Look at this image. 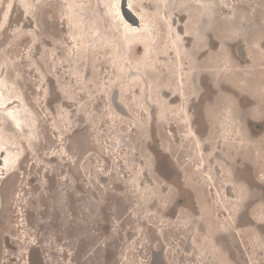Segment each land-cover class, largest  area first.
I'll return each mask as SVG.
<instances>
[{
	"label": "rangeland",
	"instance_id": "obj_1",
	"mask_svg": "<svg viewBox=\"0 0 264 264\" xmlns=\"http://www.w3.org/2000/svg\"><path fill=\"white\" fill-rule=\"evenodd\" d=\"M22 1H26V6L22 8L17 2L12 13L14 0L0 7V29L7 23L6 29L0 32V91L3 90L5 96L19 93L32 112L37 133L29 134L34 142L19 152L16 141L22 134L10 121H4L6 132L15 139L9 144L19 155L12 166L0 169V176H4L0 180V264H218L211 261H220L218 251L225 250L215 249L205 241L207 229L204 227L207 221L215 226L217 220L224 218V213L202 180V169L193 164L190 150L176 136L181 127H177L172 118L168 119L172 123L158 124L152 120V115L147 117L145 113L151 111L148 104L143 102L145 109L141 103L143 93L131 95L133 113L126 114L113 101L118 89L130 87L133 82L143 83L139 75L127 80L130 69H119L118 63L115 65L109 59L110 54H114L116 61L119 53L117 44L112 43L119 39L111 18L115 14L116 0H105V9L102 0H74L72 3V33L81 41V57L76 42L68 43L73 35L62 27L66 15L59 0ZM199 1L180 0L168 14L180 45L195 55L200 42L205 43L204 55L223 46L231 60L243 70L252 69L253 73L259 71L264 75L260 53L254 59L248 57L246 51L245 58L239 49V58L230 52L236 44L246 45L245 35L264 26V1L207 0V17H204L205 22L198 23L197 37L186 38L187 16L183 9L190 4L198 5ZM238 7L247 11V17L241 18L239 23V28L245 25L246 39L239 30L241 33H236L235 38L228 37L221 42L212 32L211 20L213 17L232 18ZM26 17L30 22L23 27ZM260 41L264 43V35ZM126 57L131 64L136 56L127 51ZM220 72H217L219 76ZM46 75L51 78V86L46 82ZM196 83L200 85V93L194 99H203L205 76ZM154 84L151 78L146 88ZM63 94L73 103L64 101ZM222 98L217 96V103L224 101ZM125 99L130 100V96ZM194 99L189 106L191 114ZM18 104L20 100L11 105L17 107ZM111 119L118 124L110 123ZM5 141L1 132L0 145ZM165 142L178 160L159 148ZM108 150L115 151L114 162ZM245 156L261 168L257 178L264 184L263 157L255 159L248 151ZM178 165L186 173V181ZM146 166L153 169L156 181L161 182L157 187L152 184L148 188L155 187L158 198L163 195L167 199L164 210L154 204L150 196L153 189L140 191L134 186L138 183L136 178L143 177ZM116 167L130 182L120 181L116 173L101 176L104 170ZM147 176L140 180L143 186L152 181ZM240 184L248 192L244 182ZM199 203L207 213L203 224L194 223ZM149 208L155 214L151 215ZM185 214L190 219L189 227L178 226L176 218ZM243 216L238 224L245 226L242 231L233 223L235 234L240 233L244 244L240 249L241 261L227 257L231 264H264V236L253 229L245 213ZM250 217L258 223L264 221V197L250 210ZM159 224L164 238L154 232ZM188 240L203 246L205 253L208 251L211 255H197Z\"/></svg>",
	"mask_w": 264,
	"mask_h": 264
},
{
	"label": "bare ground",
	"instance_id": "obj_2",
	"mask_svg": "<svg viewBox=\"0 0 264 264\" xmlns=\"http://www.w3.org/2000/svg\"><path fill=\"white\" fill-rule=\"evenodd\" d=\"M7 1L8 0L0 1V7L7 3ZM124 1L126 0H121V5H119L120 0H116L115 14H113L111 17L112 23L115 25L114 31L117 33L116 35H118L119 38L115 39V41L112 43L115 45L117 44L119 53L116 61H114L113 58L114 54H110L109 59L113 60L114 64L118 63L119 69H130L129 73L127 74V80L130 77L139 75L142 78L143 83L133 82L130 84V87L126 86L121 90L118 89V91H116V97L115 94L113 96V101L116 103V106H119L120 109L126 114L133 113L131 109L134 105L131 95L136 96L138 94L141 96L143 93L144 95L141 103L144 105L145 109L147 108L144 103L148 104L151 111L145 113L147 117L149 114L150 116L152 115V120L158 124H165L168 122L172 123L168 120L169 118H172L174 119L176 126L181 127L178 134L176 135L174 133V135L178 136L183 141V144L187 147V149L190 150L191 158L195 161L193 164H195L197 168L202 169V180L207 186H209L208 188H210L211 195L216 202V205L220 207L221 211L224 213V218H222L220 221L215 219L217 220L215 226H212L207 221V227H204V229H207V240L205 241H207L210 246L216 249L217 245H215L213 242L215 237L214 235L217 233H219V235H230L231 232L235 233L233 223L235 222L236 216L241 211L242 204L244 200L247 199L246 197L248 195V192L243 189L240 181L236 179L235 172H232V162L234 161L235 157L246 158L245 153L247 151L250 152V155L255 159L261 160L262 157L264 159V151L259 145H257V143H255V141L242 132L243 124L241 125L239 120H237V118L233 117L232 115L233 110L231 107V98L228 101H220L218 103L216 101V106H207L206 115L210 125L208 136L198 135L197 129L193 123V116L189 111V106L191 100L194 99V96L200 93V85L198 86L196 81L199 80L201 82L204 76L206 78V75L211 78L212 84H214L215 87L217 86L220 79H225L227 82H230V84L236 90L246 92L253 98H255L254 96L257 95L256 91L259 93H264V75H261V72L259 71L253 73L252 69H250V71L243 70L238 63L231 60L232 57L230 58L228 56L223 46H220L218 51L209 55H204L205 50L202 49L205 45L204 42L199 43V52H195L197 55L190 53L186 48L182 47L178 38L172 31V26L168 19L169 12L173 10L180 0H127L128 8L135 14L136 18H133L130 12L128 13V11L125 9L123 6V3H125ZM200 1L196 3L198 5L190 4L185 6L183 9L184 14L187 16L184 22V37L186 38L192 39L197 37L196 27H199L198 23L201 22L202 24L205 22L204 17H207V0ZM218 1L225 2L224 0ZM257 1L263 2L264 0ZM17 2L21 6H26V1L24 2L22 0H14L12 9L10 10L11 13L14 7L17 5ZM59 2L65 7L64 15H66L63 16L62 27L67 28V30L71 31V34L73 35L72 24L74 23V20L72 17L73 11L71 9L74 0H59ZM102 2H104L103 7L105 9V0H102ZM138 6H140V8H138ZM20 12L22 13L21 9ZM106 14L108 18H110V14H108V12H106ZM210 15H212V13H210ZM246 15L247 11L242 7H238L236 15L232 18L220 19L213 17L211 20V22L214 24H212L214 28L212 29V32L216 34L221 42L231 37L235 38V35L236 33L238 34V32H242V36L244 37L245 32H247H244L245 25L243 24L239 28V23L241 18L247 17ZM128 17L132 20V22ZM29 22V18L26 17V21H23L22 26H28ZM6 27L7 23L1 27L0 32L6 29ZM177 31L179 32V29ZM157 34L159 35V39L158 42H155ZM180 34L183 33L180 32ZM257 34L259 36H257ZM263 35L264 26L256 31L254 30L252 33L249 32V35H245V37L248 38L246 39L244 37L247 40L245 43L246 45H244L246 48L244 49L243 46L242 52L240 50L241 48L239 49L244 58L245 51L248 54V57L254 59L258 58L260 53V55L263 57L261 61H264V43H261L260 41V38L263 37ZM43 40L48 41L45 38ZM73 42H76V47L78 48L81 57L83 48L81 47L80 39L73 35V39L69 40L68 43ZM34 48L35 52L37 53L38 44ZM127 51L136 56L134 62L131 61V64H128L127 61ZM201 56H203L202 60L200 59ZM207 66L209 67L207 68ZM216 71H221L220 76ZM45 78L46 82L49 81L51 86L52 82L50 76L46 75ZM151 78L155 80V84L151 88L147 89L146 85L148 82L150 83ZM7 90L9 91V89ZM66 94H63L65 97L64 101L73 103V100H67ZM222 94L217 95L221 97ZM127 95L130 96V100L125 99V96ZM0 97V133L3 132L6 140L5 144L0 145V169L5 170L17 161V157L19 155L18 150L20 152L22 147L25 149L26 146L32 145L34 140H32L31 136L36 135L37 127L34 124V119H32L33 117L30 115L32 112L27 107V105L24 104L22 101L23 98H20L18 92L17 94L11 92L10 95L5 96V92L2 90L0 91ZM12 100L14 101L12 102ZM19 100L20 104H18L17 107H13V103ZM110 112L111 114L113 113L111 109ZM256 116L257 115H255V117ZM130 117L133 116L130 115ZM258 117L260 116L258 115ZM5 120L10 121L12 125L22 134L21 138H18L16 141L18 150L13 149L11 147L12 145L9 144L15 139L12 138L8 132H6L4 127ZM112 120L113 119H111L110 123L115 125L117 122H113ZM30 133H32L31 136L29 135ZM247 133L248 132H246V134ZM116 142L117 139L113 140L114 145L117 144ZM160 147L165 153L169 154L173 160L177 159L175 158L174 152L168 146V143H161ZM107 152L108 156H111L114 162L116 158L114 156L115 151L112 150V152H110L108 150ZM52 157L54 156H50V158ZM144 158L142 159L144 160ZM179 166L180 165H178L177 168L182 174L181 176L183 177V181H186V173L182 171ZM103 172L104 173L101 175L102 177H109L110 175H115L116 173V178L120 179V181L126 182V184L130 182V178H125L122 175L121 170L117 167L115 170H104ZM142 175L143 177L148 175L149 179L152 181L149 185L143 186V181H140L143 177L140 179L141 176H138V178H136L138 183L134 185L136 190L139 189L140 191H143L145 189L150 191L153 189L150 196L153 197L154 204H156L158 209H166L168 205V202L166 203L167 199H165L163 195L158 198L156 195L158 190H156L155 187L151 189L148 188L149 186H153L152 184H155L157 187L158 184L161 183L156 181L153 169L150 168V166H146ZM3 177L4 176H0L1 181ZM218 179H220L219 181L221 182L219 186L217 185ZM147 191L144 193L146 194ZM148 211L151 215L155 214L153 209L149 208ZM206 214L207 213L204 206L199 203V212L197 217L194 218V223L197 221L201 222L202 224L205 223L204 219L206 218ZM176 221L180 224H177L178 226H188L190 223V219L187 218V214L184 216L178 215ZM160 226V224L156 225L154 232H156L157 235L160 234V236L164 238V233ZM179 228L181 229V227ZM187 243L196 249L197 255L201 254L208 257L211 255L208 251L207 254L205 253L203 246H198L199 244L197 245L193 241L190 242L189 240ZM218 252H220V261L217 259L214 261L212 260L211 262L216 263L215 261H217L218 264H231L232 261L228 259V255L225 253V251Z\"/></svg>",
	"mask_w": 264,
	"mask_h": 264
},
{
	"label": "flooded vegetation",
	"instance_id": "obj_3",
	"mask_svg": "<svg viewBox=\"0 0 264 264\" xmlns=\"http://www.w3.org/2000/svg\"><path fill=\"white\" fill-rule=\"evenodd\" d=\"M243 46L244 45L236 44V46H234L233 51L231 50L230 52L236 57L237 50L241 48L240 50L242 52ZM237 58L239 57L237 56ZM220 80L218 81V84L215 87V85L212 84L211 78L207 76V78H205V84H204L205 87L202 91L204 93L203 99L202 98L194 99L195 104L193 105V108L191 109L194 112L192 114L193 116L192 119H193L194 126L196 127L198 133L202 136H208L210 125H209V121L206 115L207 106H216L217 96L223 93L222 99L224 101H228L231 98L230 99L232 101L231 107L233 110L232 115L233 117L237 118V120H239L241 125L243 124L242 132L245 133V135H247L248 137H250L253 141H255V143H257V145H259L261 149H263L264 151V93L262 92L259 93L258 91H256L257 95L254 96L255 98H253L249 96L246 92H241V91L236 90L230 84V82H227L225 79H220ZM226 94H227L228 99L226 97ZM258 95H260L261 97ZM255 115L257 116L255 117ZM258 115L260 117H258ZM245 131L248 133L246 134ZM260 170L261 168L260 167L257 168L249 157H246V158L235 157L234 161L232 162V172H235V177L237 180H239L240 182H244L248 190V193H247L248 195L246 197L247 199L244 200L241 211L239 212L241 214L237 216V218L235 219V226L240 231H242L245 228V226L238 225L239 222L243 221L244 219L243 214L245 213L246 216L250 219V223H251V226H253V229H255L259 235L264 236V221L261 223H258V222H255L250 217V210L255 205L260 203V198L264 197V184H262L263 181L257 178V175L261 172ZM243 172H248V173L244 174ZM244 208H247L246 212L244 211ZM220 235L219 233L215 234L214 235L215 237L213 239V242L215 243V245H217V248L221 250H225V251L228 250L226 251L228 256H232L233 258H238L239 261H241L240 249H243L244 244L240 236V233L235 234L234 232H231L230 235H227V234H220ZM218 236H220L219 237L220 239L217 238Z\"/></svg>",
	"mask_w": 264,
	"mask_h": 264
},
{
	"label": "water",
	"instance_id": "obj_4",
	"mask_svg": "<svg viewBox=\"0 0 264 264\" xmlns=\"http://www.w3.org/2000/svg\"><path fill=\"white\" fill-rule=\"evenodd\" d=\"M125 3H123V6L125 7V9L128 11V13L130 12L131 16H133V18H136L135 14L128 8V4H127V0L124 1ZM119 5H121V0L119 2ZM129 18V17H128ZM130 19V18H129ZM136 20V19H135ZM130 21L132 22V20L130 19Z\"/></svg>",
	"mask_w": 264,
	"mask_h": 264
}]
</instances>
